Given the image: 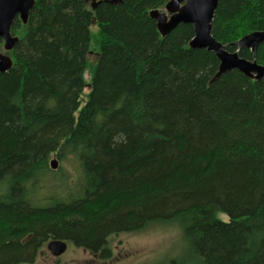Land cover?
Wrapping results in <instances>:
<instances>
[{
  "label": "trees",
  "instance_id": "16d2710c",
  "mask_svg": "<svg viewBox=\"0 0 264 264\" xmlns=\"http://www.w3.org/2000/svg\"><path fill=\"white\" fill-rule=\"evenodd\" d=\"M33 1L0 43V264L55 239L108 258V237L152 224L179 227L189 264H264V77L215 79L192 25L149 16L168 0ZM255 31L264 0L218 1L227 51Z\"/></svg>",
  "mask_w": 264,
  "mask_h": 264
},
{
  "label": "water",
  "instance_id": "95a60500",
  "mask_svg": "<svg viewBox=\"0 0 264 264\" xmlns=\"http://www.w3.org/2000/svg\"><path fill=\"white\" fill-rule=\"evenodd\" d=\"M108 1V0H98ZM219 0H168L165 12L152 10L149 16L156 22V27L162 35L172 32L179 24H190L193 27V38L189 42L191 49H206L213 52L219 61L215 79L225 72L235 69L246 77L260 80L264 77V67L257 64L255 56L258 47L264 42V31L251 32L236 43L233 52L218 43L211 34V22ZM34 5L33 0H0V43L4 50H11L17 38L10 33V27L15 18L26 23L28 14ZM249 50L253 58L247 60L239 57L240 50ZM12 67L10 58L0 52V74ZM52 170H56L57 162H50ZM47 248L54 257H59L67 248L63 240H50Z\"/></svg>",
  "mask_w": 264,
  "mask_h": 264
},
{
  "label": "rangeland",
  "instance_id": "374dc122",
  "mask_svg": "<svg viewBox=\"0 0 264 264\" xmlns=\"http://www.w3.org/2000/svg\"><path fill=\"white\" fill-rule=\"evenodd\" d=\"M85 1L90 7L92 0ZM69 168L73 171L75 165L72 163ZM55 180L59 182L62 179ZM63 181L74 184L73 179ZM68 190L70 189L67 188L64 192ZM220 218L226 220L224 215ZM108 240L109 259H100L89 250L85 251L86 249L65 241L67 248L59 257H54L45 243L30 264H189L186 244L182 241L180 229L176 225L152 224L137 231L111 235L106 242Z\"/></svg>",
  "mask_w": 264,
  "mask_h": 264
},
{
  "label": "flooded vegetation",
  "instance_id": "af4514ba",
  "mask_svg": "<svg viewBox=\"0 0 264 264\" xmlns=\"http://www.w3.org/2000/svg\"><path fill=\"white\" fill-rule=\"evenodd\" d=\"M97 1H98V0H97ZM94 2H96V1L92 0V1H91V4L94 3ZM91 4H90V5H91ZM49 241H50V240H49ZM107 244L109 245L108 247H109V249H110L109 240L107 241ZM85 251H87V250H85ZM90 252H91V251H90ZM92 253L95 254V255H98L100 259H101V258H102V259H109V257H110V256H109L108 258H104V257H102V254H103V251H102V250H99V251H97V252H92ZM109 255H110V253H109Z\"/></svg>",
  "mask_w": 264,
  "mask_h": 264
},
{
  "label": "bare ground",
  "instance_id": "6f19581e",
  "mask_svg": "<svg viewBox=\"0 0 264 264\" xmlns=\"http://www.w3.org/2000/svg\"><path fill=\"white\" fill-rule=\"evenodd\" d=\"M2 44V43H1ZM235 45V44H234Z\"/></svg>",
  "mask_w": 264,
  "mask_h": 264
}]
</instances>
